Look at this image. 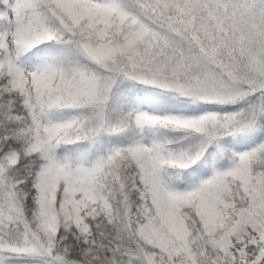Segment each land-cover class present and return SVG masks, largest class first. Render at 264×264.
<instances>
[{"label":"snow or ice","instance_id":"6c2138e0","mask_svg":"<svg viewBox=\"0 0 264 264\" xmlns=\"http://www.w3.org/2000/svg\"><path fill=\"white\" fill-rule=\"evenodd\" d=\"M0 264H264V0H0Z\"/></svg>","mask_w":264,"mask_h":264}]
</instances>
